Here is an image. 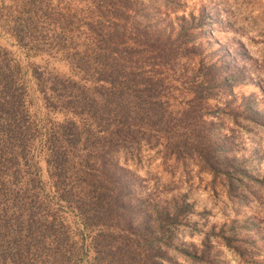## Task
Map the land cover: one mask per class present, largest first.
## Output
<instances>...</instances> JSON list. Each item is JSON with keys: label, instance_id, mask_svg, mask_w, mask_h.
<instances>
[{"label": "trees", "instance_id": "1", "mask_svg": "<svg viewBox=\"0 0 264 264\" xmlns=\"http://www.w3.org/2000/svg\"><path fill=\"white\" fill-rule=\"evenodd\" d=\"M10 1L8 26L21 44L27 39L32 47L51 48L92 81L57 72L41 78L33 71L46 105L65 115L41 134L20 66L0 47V264H176L167 248L188 203L159 205L138 194L131 172L114 155L153 140L166 154L223 176L233 190L240 180L231 166L236 157L229 154V137L213 129L216 120L205 114L209 94L199 83L190 104L172 114L159 98L162 80L143 73L135 79L133 48H118L113 0L93 2L97 13L86 31L70 39L59 20L63 7L53 0ZM81 36L84 41L72 46ZM37 135L43 136L39 150L51 195L38 189Z\"/></svg>", "mask_w": 264, "mask_h": 264}, {"label": "rangeland", "instance_id": "2", "mask_svg": "<svg viewBox=\"0 0 264 264\" xmlns=\"http://www.w3.org/2000/svg\"><path fill=\"white\" fill-rule=\"evenodd\" d=\"M95 1L53 0L63 7L59 20L65 21L62 26L69 39L86 31L89 18L97 13ZM113 1L118 8L112 21L118 48L122 44L133 48L135 79L143 75L162 80L159 98L172 114L190 104L193 88L202 83L209 94L205 114L216 120L213 129L229 137V154L236 157L231 166L240 180L229 191L223 176L197 161L166 154L153 140L114 155L116 163L131 172L138 194L150 195L159 205H171V200L188 203L171 230L168 254L176 264H264V0ZM10 4L0 0V47L20 66L31 118L43 134L65 115L46 105L33 71L41 78L57 72L88 83L92 79L77 73L69 59L51 48L32 47L27 39L21 44L8 26ZM105 25L110 26L107 21ZM82 39H75L72 46ZM38 135L34 149L42 181L38 189L51 195L39 150L43 136ZM32 204L46 205L37 200ZM65 216L71 222L76 219L70 211Z\"/></svg>", "mask_w": 264, "mask_h": 264}]
</instances>
